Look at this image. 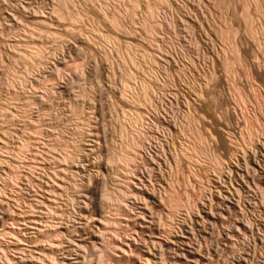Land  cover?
Listing matches in <instances>:
<instances>
[{"label": "rangeland", "instance_id": "374dc122", "mask_svg": "<svg viewBox=\"0 0 264 264\" xmlns=\"http://www.w3.org/2000/svg\"><path fill=\"white\" fill-rule=\"evenodd\" d=\"M249 14L259 27L254 0H0V264L54 233L57 264H96L108 235L123 264H264Z\"/></svg>", "mask_w": 264, "mask_h": 264}, {"label": "bare ground", "instance_id": "6f19581e", "mask_svg": "<svg viewBox=\"0 0 264 264\" xmlns=\"http://www.w3.org/2000/svg\"><path fill=\"white\" fill-rule=\"evenodd\" d=\"M254 1H255V5H256L257 12L259 14V17L258 18H260V19L263 20V18H264V7L261 4V0H254ZM152 12H153V9H152ZM152 12L150 11V13H152ZM153 14H151V15H153ZM69 18H70V16H69ZM254 20H255V17L254 16H252L250 14L249 15H246V22L248 24L249 34L251 35V37H253V40H255L258 43V45H260L261 41H259L260 39H259V36L258 35L259 34H262L264 36V22L261 20L260 21V26L259 27H255L254 26ZM262 38H264V37H262ZM261 45H262V43H261ZM230 48H232V50H236L237 49L236 48V44L235 43H231V47ZM259 50H261V49H259ZM130 116H132V114ZM132 117H133L134 123H135V121H137L139 119L138 115H135V116H132ZM132 117H129L130 122H131V118ZM129 149H130V143H125L124 144L123 151H121L122 153L120 154L118 160L124 161L125 158H128L129 157ZM194 149H195V147H194ZM53 235H52L53 238H51L52 241H51V243H49V244H51V246L48 248V249H50V250H48V253L46 251H44V250H40L39 251L40 252V256H38L37 261L35 260L36 262H33L32 264H57L58 260L54 257V254H53L54 252L53 251H55L56 247L59 246V243L60 242H58V241L55 240L57 238L56 235L58 236V233H56V234L54 233ZM111 240H112L111 239V236H109V235L103 237L102 241H103V244H104L105 247H104V249L102 248V250H101L102 253L100 254V258H98L99 261H97L96 264H123V261L125 259L123 260L121 258L120 253H118L119 255H117L116 254L117 253L116 251H115V253H113L114 250L112 252H111V250H109L111 253H108V252L105 253V252H103V251H105L106 246L109 243H111ZM109 246H111V245H109ZM5 250H3V252ZM5 252H7V250ZM4 254H6V253H4ZM50 254H52V255H50ZM4 256H6L5 258H8V254L7 255H4ZM76 258H77L76 260H74L72 262H69L68 264H83V262L87 258V255L86 254H84V256L82 255L81 259H79L78 257H76ZM124 258H126V257H124ZM6 260L8 262L7 264H10L9 262L12 261V258H11L10 261H8V259H6ZM130 261L131 260L127 261L126 264H132Z\"/></svg>", "mask_w": 264, "mask_h": 264}]
</instances>
